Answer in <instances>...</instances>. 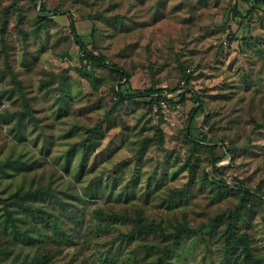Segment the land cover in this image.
Segmentation results:
<instances>
[{"label":"rangeland","instance_id":"obj_1","mask_svg":"<svg viewBox=\"0 0 264 264\" xmlns=\"http://www.w3.org/2000/svg\"><path fill=\"white\" fill-rule=\"evenodd\" d=\"M255 1L259 0L243 4L252 17L237 33L238 39L230 41L229 26L236 29L230 21L231 0H45L49 11L59 7L73 14L76 31L87 44L95 25L98 52L132 72V91L151 86L192 90L204 106L203 113L191 118L197 106L189 96L183 104L162 102L160 111L148 109L143 104L147 99H140L117 107L106 119L115 101L111 86H117L118 77L105 71L108 85L89 94L87 84L75 72L81 64L67 15L52 17L53 25L40 33V39L23 42L14 28L30 31L39 6L34 8L30 0H0V16L9 13L12 23L6 36V61L38 120L36 125L24 121L19 137L17 117L10 115L22 109V98L14 90L15 101L0 99V162L20 154L25 160L37 157L45 177L56 168L80 191L92 186L85 207L61 213L68 239L62 240L64 249L53 264H156V253L138 247L159 245L156 236L120 240V234L130 232L127 222L110 224L111 228L98 234L91 210L101 205L105 212L112 209L133 217L137 210L156 222L163 213L173 220L174 210L167 211L161 203L168 187L187 183L185 127H190L194 138L206 135L211 145L220 146L216 154L223 158L217 165L224 176L241 180L251 193L262 184V195H254L250 207L232 214L237 193L218 194L216 189L196 184L175 217L179 219L183 212L188 225L200 232L183 237L166 264H243L242 250L226 244L228 227L235 238L247 236L255 256L264 255V14L259 11L264 4ZM1 48L0 42V55ZM64 52L71 59L63 57ZM183 69L193 74L188 83L181 78ZM0 71H6L3 56ZM59 78L67 81L72 93L60 107ZM48 81L55 83L49 91L42 86ZM10 89L15 88L5 73L0 93ZM95 127L99 130L86 145L90 158L79 168L80 149L72 151V145L86 139V131ZM148 139L147 152L140 156L137 150ZM230 144L239 147L233 159L224 156L223 147ZM209 160L206 152H200L192 163L199 173L202 169L208 173ZM21 180L0 184L1 197L15 191Z\"/></svg>","mask_w":264,"mask_h":264},{"label":"trees","instance_id":"obj_2","mask_svg":"<svg viewBox=\"0 0 264 264\" xmlns=\"http://www.w3.org/2000/svg\"><path fill=\"white\" fill-rule=\"evenodd\" d=\"M30 0L33 7L39 6V12L33 15L31 18V29L27 32H22L19 28H14L21 34L23 42H27L29 38L40 39V33L47 30L49 24L53 25L52 17L59 15H67L69 21V28L73 36V40L78 46V61L81 64L80 68H75L77 76L84 80L87 84L90 95L97 93L102 87L108 85L105 71L109 74H114L118 77V84L111 86V90L115 95V101L110 111L105 113V118L108 119L116 111V108L124 104L133 103L140 99H147L144 105H147L148 109L160 111L162 108L161 103H180L183 104L186 101L187 96L196 104V108L190 113L191 118L197 113L204 112L203 103L200 101L196 93L192 90H186L185 92H179L178 89H160L153 86L143 89L142 91H132L130 87V79L132 72L125 70L118 64L110 62L105 55L98 52L96 42L94 40V34L96 27L92 24L90 32L91 42L85 43L81 37H79L76 31V20L73 14L67 9H61L59 7L49 11L46 8L45 0ZM248 0H231L230 3V21L235 26V30L232 31V26H229V35L227 36L230 41H236L238 39L237 33H240L244 29V24L252 17L250 10L244 9L243 4L246 5ZM263 0L255 1V3ZM39 4V5H38ZM263 5H259L262 7ZM259 11L264 14V8H260ZM114 20H120L119 17H114ZM109 20L110 22L113 21ZM10 14L6 13L0 16V42L2 44L1 55L5 64L6 71H0V82L3 83L5 73L9 74L13 88L8 91L0 93V99L6 98L7 100H16L13 96L14 90L19 93L22 98L23 107L19 111H15L10 116L15 115L17 117V123L15 131L19 137L23 134L24 121H29L36 125L38 121L28 105V100L25 97V93L22 89V84L15 79L14 73L9 67V63L6 61L7 46L6 36L9 32L11 25ZM20 26V22L18 23ZM245 40V37H242ZM90 45V48H89ZM62 56L66 59H71L68 52L62 53ZM84 61L89 66L87 69L84 65ZM192 73H187L182 70L181 78L187 83L192 78ZM58 88L62 92V96L58 100V106H62L68 99L71 93V87L67 85V81L59 78ZM55 83L48 81L43 83L42 86L49 91L52 90V86ZM174 94L175 97H168V95ZM82 97H78L82 99ZM170 98V99H168ZM175 100V101H174ZM155 110V111H156ZM0 118L2 116L0 115ZM99 130V127L91 128L86 131L87 137L79 143L72 145V151L80 149L79 154V168H84L88 159L90 158L89 151L87 150V143L93 140L95 132ZM160 134V133H159ZM183 138L188 145V179L187 183L181 188H167V196L162 201L161 205L165 206L167 211H172L173 220L167 219V214H163L159 220H149L142 215V212L134 210V216L127 212L122 214L114 212H105L101 205L91 210L92 218L94 220V230L100 234L105 228H111L114 223H129L131 226L130 232L126 234H120V240H126L133 238L135 235H154L160 240L159 245L151 244H139L138 247L144 249L146 253H156L155 263L166 264V261L170 259L171 250L174 247L181 245L183 237L195 236L200 232L199 229H194L188 225L187 217L182 212L179 219L175 217L176 209L184 203L193 192V187L196 184L205 185L216 189L218 194L223 191H233L238 194L237 206L231 212L237 214L246 207H250L252 204V197L256 194L262 195L260 184L251 193L250 190L244 185L241 180L236 177H226L221 171L222 167L218 166L223 156L216 154L218 146L211 145L213 142L208 140L206 135L202 139L198 140L190 134V127H185L183 130ZM151 140L143 141L141 147L137 150V153L143 156L147 152L148 143ZM161 135V144H162ZM223 147L224 156L234 158L239 147ZM242 149V148H241ZM200 152H206L210 158L208 167L211 170L206 173L205 169H202L200 173L197 171V166L192 163L193 158ZM49 155V152H46ZM42 162H44L42 160ZM44 164V163H43ZM44 173V176L41 173ZM30 176V177H29ZM43 165L39 164V158L24 159L23 155H18L15 158H8L0 162V184L6 181L16 180L21 177V184L16 185L15 191H10V194L6 197L0 195V264H53L57 257L62 253L64 245L63 239H68V234L63 230L62 224L65 219L61 213H66L71 209H82L86 205V198L90 196L89 190L91 185L86 189L79 190L78 187L72 182L65 180L57 171L53 168L52 173L45 177ZM175 177V175H174ZM173 177V178H174ZM100 178L96 179L97 185ZM3 180V181H2ZM8 187V186H7ZM9 188V187H8ZM10 189V188H9ZM8 192V190H6ZM259 195V196H260ZM137 211V212H136ZM169 214V212H167ZM217 223V220H213ZM111 224V225H110ZM264 224V218H263ZM233 230L228 227L226 244L228 247L236 246L239 250H242L243 264H264V255L255 256L252 252L248 238L246 235H242L239 238L232 236ZM232 241V242H231Z\"/></svg>","mask_w":264,"mask_h":264},{"label":"built area","instance_id":"obj_3","mask_svg":"<svg viewBox=\"0 0 264 264\" xmlns=\"http://www.w3.org/2000/svg\"><path fill=\"white\" fill-rule=\"evenodd\" d=\"M84 65L86 66L87 69L89 68V66L86 64V61H84ZM162 106H164L163 103H162Z\"/></svg>","mask_w":264,"mask_h":264}]
</instances>
